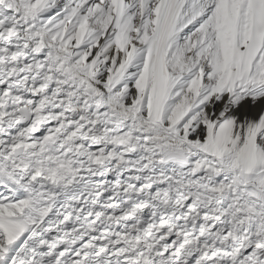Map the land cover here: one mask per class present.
Segmentation results:
<instances>
[{
    "label": "snow or ice",
    "instance_id": "snow-or-ice-1",
    "mask_svg": "<svg viewBox=\"0 0 264 264\" xmlns=\"http://www.w3.org/2000/svg\"><path fill=\"white\" fill-rule=\"evenodd\" d=\"M0 264H264V0H0Z\"/></svg>",
    "mask_w": 264,
    "mask_h": 264
}]
</instances>
